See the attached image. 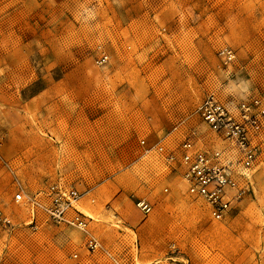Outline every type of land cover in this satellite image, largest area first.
I'll list each match as a JSON object with an SVG mask.
<instances>
[{"label": "rangeland", "instance_id": "obj_1", "mask_svg": "<svg viewBox=\"0 0 264 264\" xmlns=\"http://www.w3.org/2000/svg\"><path fill=\"white\" fill-rule=\"evenodd\" d=\"M210 93L264 101V0H0V264H264V131L221 220L144 153L188 132L221 148L196 112ZM53 183L85 231L15 200Z\"/></svg>", "mask_w": 264, "mask_h": 264}, {"label": "built area", "instance_id": "obj_2", "mask_svg": "<svg viewBox=\"0 0 264 264\" xmlns=\"http://www.w3.org/2000/svg\"><path fill=\"white\" fill-rule=\"evenodd\" d=\"M220 55L227 62L234 57L227 48H223ZM106 59L103 56L100 63ZM196 112L209 130L225 144L224 147L198 149L195 133L188 132L176 148L157 144L152 149H144V153L153 151L162 156L171 168H182L187 193L204 203L212 219L221 220L230 212L232 204L249 189L248 170L259 156L261 147L257 140L264 131V101L250 98L228 105L210 93L197 106ZM139 145L144 148V140ZM78 199L79 193L74 188L56 183L32 196H25L23 190H18L15 195L16 201L25 200L30 206L39 208L47 220L85 231L88 217L76 209ZM136 207L144 215L152 210V206L142 199L136 201ZM86 248L93 252L99 244L90 237Z\"/></svg>", "mask_w": 264, "mask_h": 264}, {"label": "bare ground", "instance_id": "obj_3", "mask_svg": "<svg viewBox=\"0 0 264 264\" xmlns=\"http://www.w3.org/2000/svg\"><path fill=\"white\" fill-rule=\"evenodd\" d=\"M222 144H223V146L222 147H224L225 146V144L222 142ZM66 187V186H65ZM84 215V214H83ZM87 217V216H86Z\"/></svg>", "mask_w": 264, "mask_h": 264}]
</instances>
